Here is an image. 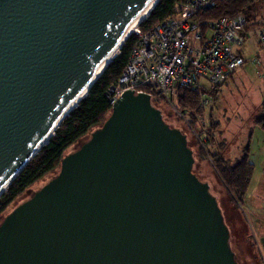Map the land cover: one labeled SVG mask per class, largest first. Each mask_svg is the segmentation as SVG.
<instances>
[{"label": "water", "instance_id": "water-1", "mask_svg": "<svg viewBox=\"0 0 264 264\" xmlns=\"http://www.w3.org/2000/svg\"><path fill=\"white\" fill-rule=\"evenodd\" d=\"M152 1L0 0V196ZM80 144L2 219L0 264H236L186 136L148 95L125 93Z\"/></svg>", "mask_w": 264, "mask_h": 264}, {"label": "rangeland", "instance_id": "rangeland-1", "mask_svg": "<svg viewBox=\"0 0 264 264\" xmlns=\"http://www.w3.org/2000/svg\"><path fill=\"white\" fill-rule=\"evenodd\" d=\"M253 9L246 26L248 36L239 51L246 63L223 85L216 101L211 99L206 108L200 106V113L195 118L181 109L175 100L172 106L156 104L163 120L186 136L194 154L193 174L200 182L208 184L211 195L219 199L230 230L229 243L236 264H264V130L255 124L262 112L260 105L264 99V45L256 39V31L264 28V0H254ZM186 113L194 124L199 123L198 117L203 118L204 128L213 134L214 146L213 143L208 145L205 137V147H202L193 137L182 118ZM85 139L87 136L69 148L66 154L73 152ZM247 144L253 175L244 203L236 207L216 177L209 158L222 145L223 159L235 164ZM53 175L46 176L14 201L0 217V222Z\"/></svg>", "mask_w": 264, "mask_h": 264}, {"label": "built area", "instance_id": "built-area-1", "mask_svg": "<svg viewBox=\"0 0 264 264\" xmlns=\"http://www.w3.org/2000/svg\"><path fill=\"white\" fill-rule=\"evenodd\" d=\"M222 1L225 0H181L164 20L145 32L138 29L133 34L136 40L125 68L106 90L110 111L128 92L151 99L149 89L166 106H172L179 91L196 92L201 107L206 108L212 99L207 91L223 84L246 63L239 54L248 36L243 14L199 20ZM256 39L264 45V28L256 31ZM182 118L193 137L205 147L203 118L198 117L199 125L188 113Z\"/></svg>", "mask_w": 264, "mask_h": 264}, {"label": "trees", "instance_id": "trees-1", "mask_svg": "<svg viewBox=\"0 0 264 264\" xmlns=\"http://www.w3.org/2000/svg\"><path fill=\"white\" fill-rule=\"evenodd\" d=\"M179 1L181 0H160L150 11L149 15L140 23L138 29L141 32H145L164 20L171 15L173 5ZM253 2L254 0H225L218 3L214 9L204 12L199 17V20H217L243 14L246 29L247 22L254 11ZM135 40L136 37L130 35L124 41L118 54L106 66L98 79H96L85 98L60 122L48 143L40 149L25 169L6 188L5 192L0 196V217L14 201L33 185L46 176L57 173L61 161L67 155L68 149L105 122L110 113V107L105 96L106 90L117 80L125 68ZM230 78H232V75L223 84L207 91L213 101H216L221 88ZM147 91L151 95L152 106L156 108V104L160 103L156 98V92L150 89ZM174 100L181 109L190 113L194 118L200 113L201 105L198 93L187 90L179 91ZM260 107L262 112L255 120V124L264 130V99ZM206 140L208 145H212L214 142L213 134L208 129L206 130ZM218 148H220L219 151L209 158L211 165L219 182L230 194L231 202L236 207L242 206L253 175V166L248 161V144L243 148L242 155L235 164H230L223 159L222 145L218 146ZM221 212L225 224H227L222 209ZM227 229L230 235V230L228 227Z\"/></svg>", "mask_w": 264, "mask_h": 264}, {"label": "bare ground", "instance_id": "bare-ground-1", "mask_svg": "<svg viewBox=\"0 0 264 264\" xmlns=\"http://www.w3.org/2000/svg\"><path fill=\"white\" fill-rule=\"evenodd\" d=\"M159 0H153L139 15L138 17L134 20V22L127 28V30L125 31V34L121 40V42L113 49V51L111 52V54L107 57V59L104 61V63L100 66L99 70L97 71L96 75L93 77V79L89 82V84L83 89L82 92L79 93V95L74 99V101L68 106V108L66 109V111L64 112L63 116L61 119H64L70 111H72L74 108H76V106L78 105V103L83 100L85 98V96L88 93V90L90 89V87L93 85V83L96 81V79H98V77L101 75V73L103 72V70L106 68V66L111 62V60L117 55L118 51H119V47L122 46V44L124 43V41L130 36L133 35L137 32L138 30V26L140 25V23L149 15L150 11L154 8V6H156V4L158 3ZM58 126V125H57ZM57 126H55V128L47 135V137L44 139V141L42 142L41 146L45 145L49 139L53 136L55 129L57 128ZM4 190L1 191V193H3Z\"/></svg>", "mask_w": 264, "mask_h": 264}, {"label": "crops", "instance_id": "crops-1", "mask_svg": "<svg viewBox=\"0 0 264 264\" xmlns=\"http://www.w3.org/2000/svg\"><path fill=\"white\" fill-rule=\"evenodd\" d=\"M218 201V203H219V199L217 200ZM219 206H220V203H219ZM221 207V206H220ZM222 209V208H221ZM223 211V210H222ZM225 216V215H224ZM227 222V221H226Z\"/></svg>", "mask_w": 264, "mask_h": 264}]
</instances>
